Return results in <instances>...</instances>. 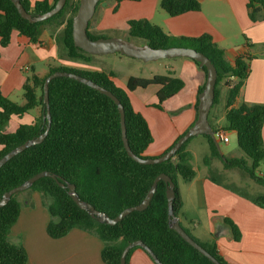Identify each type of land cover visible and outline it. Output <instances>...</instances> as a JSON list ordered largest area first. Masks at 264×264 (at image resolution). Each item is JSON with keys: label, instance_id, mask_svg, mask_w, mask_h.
Returning <instances> with one entry per match:
<instances>
[{"label": "trees", "instance_id": "trees-1", "mask_svg": "<svg viewBox=\"0 0 264 264\" xmlns=\"http://www.w3.org/2000/svg\"><path fill=\"white\" fill-rule=\"evenodd\" d=\"M114 1L120 4L124 1L141 0ZM20 2L28 13L40 15L50 11L57 0H53V3L49 0L34 4L31 0ZM79 5L80 0H67L63 10L51 19L31 23L20 15L12 0H0L1 47L9 46L14 31L37 44L45 25L64 24L62 42L66 57L71 61L90 63L93 56L76 47L73 40V20ZM161 8L170 16L176 17L187 12L201 11V1L162 0ZM248 8L252 22H257L260 14L264 17V0H249ZM69 12L71 15L67 18ZM129 29L130 38L143 40L153 49L186 47L207 56L218 72L214 106L218 103L219 86L222 82L235 79L229 85L227 94L228 126L224 130L236 132L238 147L243 156L226 157L221 153L213 137L203 134L210 147V154L204 162L208 165L213 159H219L226 170H242L256 183L264 185V176H259L258 173L264 164V104L243 103L240 107L234 108L249 77L253 57L241 55L231 65L225 59V51L216 45L208 34L194 38L175 37L166 33L160 26L145 20L130 21ZM88 35L92 40L102 38L91 35L89 31ZM248 46L253 47L252 44ZM202 70L207 76V68L203 67ZM57 71L83 76L111 91L121 101L126 114L130 148L135 155L144 159L150 158L145 152L154 139L147 120L141 113L135 111L129 91L159 86L158 102L155 107L162 109L163 103L178 94L185 86L181 79L170 75H155L149 79L130 77L127 89H122L114 82V72L80 70L64 66L52 68L45 77L33 76L24 84V104L6 98L0 92V159L16 147L39 137L46 130L48 120L43 100L44 83L47 77ZM204 88L205 85L199 89L197 111L200 104L199 95ZM49 98L52 117L49 135L43 143L28 148L0 168V200L6 192L22 185L35 175L48 171L57 175L61 182L75 185L81 200L115 218L125 209L142 203L155 179L165 174L175 184L174 212L177 217L181 215L183 202L179 182L181 180L191 182L196 177V171L191 164L193 155L188 151L192 138L170 160L154 165H141L135 162L125 149L120 112L115 102L108 96L72 78L59 77L50 83ZM36 108H40V114L31 124H21L13 133L6 132L13 116L22 118ZM213 129L216 133L219 132V129L215 127ZM214 182L221 184L217 180ZM167 188L168 184L160 181L150 206L145 211L133 212L115 226L100 223L92 218L89 212L81 210L70 196L69 189L61 187L57 179L42 178L25 192L39 193L45 201L50 199L46 204L51 216L47 233L51 238H63L73 229H81L96 235L104 244L101 256L105 264H121L124 249L135 241H142L162 264H214L170 227ZM22 193L13 196L10 202L0 209V264L28 262L26 249L20 245H13L8 240L11 229L21 214L22 203L18 196ZM248 198L264 210V194ZM225 223L231 228L233 239L240 241L242 235L237 225L228 218L225 219ZM181 225L219 262L231 264L219 254L216 244L201 243L183 224ZM136 249H142L154 261L145 249L135 247L127 255V264H130V257Z\"/></svg>", "mask_w": 264, "mask_h": 264}, {"label": "crops", "instance_id": "crops-1", "mask_svg": "<svg viewBox=\"0 0 264 264\" xmlns=\"http://www.w3.org/2000/svg\"><path fill=\"white\" fill-rule=\"evenodd\" d=\"M41 1L45 0H31L32 4ZM49 1L53 3V0ZM161 1H124L118 4L114 0H105L98 4L88 31L91 35L102 38L110 34V38L126 39L136 44L140 41L142 45L145 41L130 38L129 22L132 20L148 21L175 37L194 38L208 34L225 51V59L229 64L233 65L241 55L253 57L249 77L234 108L243 103L264 104V17L260 14L258 21L252 22L249 16V0H200L201 11L187 12L176 17L170 16L161 8ZM70 15L69 12L67 18ZM117 20L123 22V28L118 25ZM64 29V24L45 25L37 44L14 31L9 46L2 48L0 45V92L3 96L18 104H24V84L33 76L45 77L52 68L64 66L89 71L105 70L97 66L102 65L97 59H92L90 63L69 60L62 42ZM155 62H160L159 72L152 71L144 79L155 75H170L181 79L185 86L178 94L165 101L162 109L155 107L159 86L129 91L135 111L144 116L153 135V143L145 152L150 158L167 152L195 124L198 117L196 104L199 89L207 81L202 67L192 59L175 58ZM130 77L124 82L115 73L114 82L118 87L127 89ZM234 81L235 79H228L219 86L218 103L213 106L209 115L212 127L225 135L228 134L224 130L228 126L227 94L229 85ZM32 111L33 114L30 112L22 118L13 116L6 132L13 133L21 124H31L39 116L40 108ZM232 133L237 138L236 132ZM230 143L229 137V143L224 144ZM188 151L193 155L191 164L196 171V177L191 182H179L183 202L179 216L181 224L201 243L216 244L219 254L231 264H264V210L248 198L263 195L264 190L259 193L256 188L257 185L264 188V185L247 184L249 188L255 189L254 194L229 185L212 175L213 169L209 164L204 172L194 166L195 150L191 142ZM225 156L240 158L243 153L240 151L236 156ZM262 168L264 164L259 170ZM261 175L264 176V173ZM215 180L221 184L215 183ZM18 200L22 203L21 214L11 229L8 240L11 244L26 249L27 264H105L101 256L104 244L96 235L81 229H73L60 239H53L48 235L47 227L51 216L47 201L41 194L30 193ZM226 218L239 228L242 235L240 241L233 239L231 228L225 223ZM129 263L156 264L142 249L133 251Z\"/></svg>", "mask_w": 264, "mask_h": 264}, {"label": "water", "instance_id": "water-1", "mask_svg": "<svg viewBox=\"0 0 264 264\" xmlns=\"http://www.w3.org/2000/svg\"><path fill=\"white\" fill-rule=\"evenodd\" d=\"M103 1L105 0H80L78 12L73 20L72 33H73V40L75 46L91 56H106L110 54H120L121 56L143 60L144 62L158 61L163 59H175V58H188L197 61L202 68L203 67L207 68L206 85L204 90L199 95L200 104L198 107L197 121L163 155L156 158H147V159L141 158L135 155L130 148L129 141L127 138L126 114L121 101L111 91L105 89L104 87L98 85L97 83L83 76L69 72L57 71L51 74L49 77H47L44 83L43 100L46 105V112H47L46 119L48 120V125L46 130L39 137L25 142L24 144L16 147L15 149L7 153L4 157H2L0 159V168H2L11 159L16 157L20 153L24 152L28 148L43 143L44 140L49 135L51 129V122H52L51 110H50V98H49L50 83L54 79L59 77H67L77 80L99 91L100 93L108 96L110 99H112L115 102L120 112L122 137H123L125 149L128 155L135 162L141 165H154L170 160L176 155V153L183 147V145L188 140L198 135L209 134L219 145L220 140L217 139V133L214 131L209 120V115L211 109L214 106V100L216 97V82L218 78L217 69L214 66V64L211 62V60L203 53H200L193 48L174 47L169 49H153L147 44L139 45L130 40L121 39V38H99L97 40L90 39L88 35L90 21L96 12L98 4ZM12 2L14 3L20 15L24 19L28 20L31 23H39V22L47 21L52 17H54L55 15H57L58 13H60L65 7L67 0H57L55 6L50 11L40 15H32L28 13L27 10L21 4L20 0H12ZM45 177L57 179L61 187L63 188L67 187L69 189L70 196L81 210H85L89 212L91 217L96 219L98 222L106 223L111 226L117 225L124 218H126L133 212L145 211L150 206L153 197L157 192L158 183L160 181H165L168 184L166 194H167L168 206H169L168 214H169L170 227L174 231H176L188 244H190L193 248L198 250L202 255L207 257L211 262H213L214 264H222L212 254H210L204 247H202L198 242H196L182 227L179 217H177L174 212V200L176 198L175 184L173 183L172 179L165 174H161L155 179L151 189L149 190L147 196L145 197L142 203L125 209L115 218H111L106 213L97 210L90 203L81 200L76 191L75 185L72 184L70 185L61 182L58 179L57 175L48 171L41 172L35 175L34 177L30 178L29 180H27L22 185L6 192L3 195L2 199L0 200V209L9 203L13 196H15L18 193L29 190L35 182ZM135 247H141L145 249L157 264H162L157 258V256L151 251V249H149L142 241H135L126 246L121 256V264H127V255Z\"/></svg>", "mask_w": 264, "mask_h": 264}, {"label": "rangeland", "instance_id": "rangeland-1", "mask_svg": "<svg viewBox=\"0 0 264 264\" xmlns=\"http://www.w3.org/2000/svg\"><path fill=\"white\" fill-rule=\"evenodd\" d=\"M118 25L123 28V22L117 20ZM106 38H110V34L106 35ZM137 44L142 45L140 41H137ZM143 44H145L143 42ZM123 57V58H122ZM93 59H97L99 62L102 63V65L98 64L101 69H105L107 71H114L121 81H126L128 77H139V78H145L150 76L151 72H159L160 62H144L143 60L134 59V58H127L126 56H121L120 54H110L106 56H93ZM122 59V60H121ZM96 60V61H97ZM121 88V87H120ZM122 89H125L123 87ZM144 94V93H143ZM130 97V94H129ZM157 100V98H156ZM22 102V101H20ZM34 112L31 111V114ZM224 124V123H223ZM233 131L228 132V136L231 139L230 144H224L222 142L219 143L220 151L225 153V155L229 156H236L238 152H240V148L238 147L237 138L232 133ZM191 145L195 150V158L193 161L194 166L200 170V172H204L206 169H208L207 165L204 162V159L209 156L210 149L208 145L207 139L203 135H198L192 138ZM241 153H243L241 151ZM209 166L212 167V175L219 177L220 180L224 181L225 183L232 185L234 187H240L244 191L254 194L255 189L253 187L249 188L247 184H250L251 186L256 185L255 181L250 178V176L245 173L242 170L239 169H231L226 170L223 168L222 163L218 159H213ZM215 167V168H213ZM259 176L261 173H264V168L260 169L258 171ZM258 191L261 192L264 190V188L257 185ZM28 192H23L18 196V198H21L25 195H29ZM46 201H50V199H46ZM204 229L205 227L202 226Z\"/></svg>", "mask_w": 264, "mask_h": 264}, {"label": "built area", "instance_id": "built-area-1", "mask_svg": "<svg viewBox=\"0 0 264 264\" xmlns=\"http://www.w3.org/2000/svg\"><path fill=\"white\" fill-rule=\"evenodd\" d=\"M217 139H219L223 143H229V137H228V135H225L223 133L218 132L217 133Z\"/></svg>", "mask_w": 264, "mask_h": 264}]
</instances>
